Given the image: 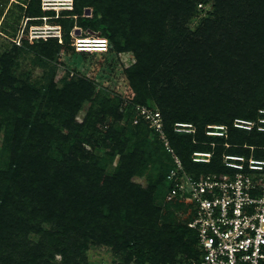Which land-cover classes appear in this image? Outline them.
<instances>
[{"label": "trees", "instance_id": "16d2710c", "mask_svg": "<svg viewBox=\"0 0 264 264\" xmlns=\"http://www.w3.org/2000/svg\"><path fill=\"white\" fill-rule=\"evenodd\" d=\"M196 2L198 0H74V8L56 19L66 30L67 58L91 59L100 69L115 53L134 52L136 63L123 70L134 100L141 103L148 94L157 100L171 147L182 159L185 169L199 177L202 173L224 172L223 153H253L264 157V130H259L258 126L245 130L233 125L236 119L258 122L264 117L260 112L264 110V91L261 90L264 84V0H216L215 17L218 12L230 11L226 36L217 33L222 28L220 20L210 24L211 18L204 20L207 29L197 30L194 37L185 36L188 30L185 23L194 15ZM91 7L95 9L94 17L83 16L86 8ZM254 10L259 14L253 15ZM26 12L31 17L29 21L48 13L42 10L41 0H31ZM75 24L93 29L104 26L103 34L112 43L109 52L78 53L69 43ZM172 30L184 36L183 45L176 52L168 49V35ZM56 37L41 38L32 46L45 57L53 56V51L60 47ZM19 50L21 47L14 45L12 53L0 57V114L4 117L0 128L4 123L7 148H11L7 161L0 165V264H13L11 260L19 258L17 250L28 255L21 261L24 264H46L44 254L49 250V236L41 222L58 219L71 228L73 223L95 220L96 211L103 212L106 208L109 210L106 218H116L111 229L119 232L122 227H128L132 229L131 237L137 236L136 233L138 240L149 237L152 247L149 251L154 259L146 264H177L197 256V233L187 222L159 224L161 208L156 205L154 195L157 185L163 184L166 197L172 155L158 132L146 121L134 123L137 105L128 104L126 116L119 109L123 101L118 97L107 98L100 107L90 106L84 122L78 123L76 115L90 102L93 84L82 79L78 86L70 84L63 89H52V97L46 95L45 99L53 103L55 110L65 111L63 126L68 134H64L41 115L35 103L40 98L38 91L25 84L17 85L11 64ZM82 65L80 70L84 72ZM218 68H227L225 79L245 82L256 96L230 117H202L196 107L200 99L213 90L216 79L211 77H215ZM185 83L189 90H196L194 95L180 92ZM246 108L248 111H244ZM124 117L129 120L128 126L118 124ZM110 118L114 121L107 125ZM177 122L193 124L195 131L178 132ZM215 124L228 126L227 137L207 135L208 125ZM91 130L106 132L105 147L109 149L104 157L84 148L82 134ZM148 131L157 142L146 139ZM197 150L213 151L211 162H193L192 154ZM159 154L162 168L158 178H151L146 188L132 181L134 174L142 173L151 162H157ZM117 155L116 170L108 175L104 170L105 161ZM66 215L74 219L68 220ZM33 228L43 235L38 242L26 239L28 230ZM125 245L132 249L137 246L128 239Z\"/></svg>", "mask_w": 264, "mask_h": 264}, {"label": "rangeland", "instance_id": "374dc122", "mask_svg": "<svg viewBox=\"0 0 264 264\" xmlns=\"http://www.w3.org/2000/svg\"><path fill=\"white\" fill-rule=\"evenodd\" d=\"M198 0L194 4L193 16L185 23L186 35L195 36L194 32L207 29V22L205 19L211 18L210 24L220 20L219 24L221 29L217 33H225L228 31V24L230 18V11L219 13L218 17H215V2L216 0ZM31 0H0V57L4 53H12L14 45L20 46L21 50L17 55L13 56L12 75L15 76L18 81L17 85H27L31 89L38 91L40 98L36 100L37 106L40 107L41 115L45 116L50 123L62 130L64 134H68V130L63 126L64 118L62 109L58 111L53 106L52 102L45 99L46 95L52 97L51 90L63 89L67 85L72 84L78 86L82 79H87L94 86L93 93L90 102L85 103L84 106L78 111L76 115V121L83 123L84 118L88 112L90 106L100 107L101 103L105 99L119 98L123 101L120 106V112L127 116V106H135L141 103H148L152 109H158L159 103L153 99V96L149 94L143 102L134 100L135 95L130 88L129 81L126 78L124 69L132 67L136 63V57L134 52L125 51L115 53L114 58L109 60V63L103 62L102 67H97L94 60L88 59L82 60L81 57L74 56L66 57L65 41V27L57 21V17L63 14L64 11H70L74 8V0H41L42 10L48 11L46 16L35 17L33 20L29 19L26 9L28 8ZM87 9H90L87 14ZM94 7L86 8L83 16L94 17ZM253 15H258L259 12L253 11ZM54 15V16H53ZM173 27V23L172 26ZM104 26L100 28L82 27L77 24L72 28L70 32L69 43L74 45L75 50L78 53H107L111 49V39H108L104 32ZM50 36H57V43L60 44L58 51H53V56H43L38 48L33 47L36 42L41 38L46 39ZM226 36V35H225ZM84 37L92 38H104L106 44L103 51L97 49H82L79 40ZM169 50L175 51L183 45L184 36L179 33L178 30H172L169 32ZM234 38V37H233ZM218 37L214 41H216ZM28 41V43H26ZM94 47V46H88ZM226 60L222 62L225 63ZM80 64L84 67V72L80 70ZM85 64V65H84ZM92 65L93 68H89ZM109 67H108V66ZM77 66V67H74ZM95 66V68H94ZM81 68V69H82ZM225 70L216 69L213 90L206 93L204 99H200V104L196 107L197 114L202 117H230L235 112H239L241 108H244L250 100H253L256 96L250 86L241 80L232 78H226ZM1 71V63H0ZM252 73L254 74L255 68L252 67ZM244 77V76H243ZM242 77V78H243ZM241 78V79H242ZM209 82V80H207ZM264 82V81H263ZM176 83H178L176 81ZM54 87V88H52ZM261 88V87H260ZM261 90L264 91V84ZM51 92V93H50ZM182 94L194 95L196 90H189L185 83L180 87ZM258 102V100H257ZM48 103V104H47ZM136 106V107H137ZM244 111H248L246 108ZM243 111V112H244ZM33 117V116H32ZM31 117V119H32ZM6 118V117H5ZM4 119L3 114H0V120ZM33 120V119H32ZM114 120L112 118L106 122L110 125ZM120 125L129 124L127 117L120 120ZM137 131L138 128H132ZM106 132L95 133L94 131L85 132L82 134V138L85 139L84 148L91 153L104 157L106 151L109 148L105 147ZM130 135V133H129ZM146 139L149 142H157L151 131L147 132ZM110 141V140H109ZM7 136L6 127L3 123L0 128V165L7 161V156L11 151V148H7ZM160 147V146H158ZM162 155L156 156L157 162H151L142 173L134 174L132 181L139 184L141 187L146 188L151 178L157 179L159 171L161 170L160 159ZM119 155L113 160L105 161V172L108 175H112L118 165ZM162 160V159H161ZM164 167L165 163L164 162ZM157 181V180H156ZM156 198V205L161 208V216L159 224L186 223L188 220V204L186 201L180 203L179 201H168L165 197V188L163 184L157 185V192L154 195ZM169 204V205H168ZM97 216L91 219V222L87 219L78 223H73L71 228L65 226L63 220H50L41 222L44 227V231L49 236L48 251L44 254V263L46 264H146L153 260V256L149 251L152 247L148 243L149 237L146 240H138L137 236H130L129 232L132 229L128 227H122L117 231L111 229L113 223L115 225L116 218H106L109 215V210L106 208L103 212L97 210ZM123 214V213H122ZM66 218L74 219L70 215H66ZM38 227V226H37ZM36 228L30 229L27 232L26 239L29 242H38L42 239L41 233L35 231ZM136 232V230H135ZM60 235V236H59ZM54 240H51V238ZM60 238L59 241L56 239ZM139 237V236H138ZM126 239L130 244L135 243L136 248H128L125 245ZM57 241V243H56ZM139 241V242H138ZM141 242V244H140ZM15 249H20L16 248ZM22 255L25 257L22 258ZM15 258L11 260L13 264H24L25 258L28 256L21 250H17ZM182 257V256H180ZM28 258V257H27ZM21 263H20V262Z\"/></svg>", "mask_w": 264, "mask_h": 264}, {"label": "built area", "instance_id": "2783aa9c", "mask_svg": "<svg viewBox=\"0 0 264 264\" xmlns=\"http://www.w3.org/2000/svg\"><path fill=\"white\" fill-rule=\"evenodd\" d=\"M141 120L158 132L172 155L166 199L187 202V224L197 233L198 255L177 264H264V157L253 153H223L224 172L202 173L196 177L185 169L182 159L171 147L161 112L138 105L134 123ZM233 125L245 130L255 126L264 130V117L258 122L236 119ZM175 129L195 131L193 124L183 122H177ZM227 130V125L215 124L208 125L206 133L227 137ZM213 154V151L197 150L192 160L210 163Z\"/></svg>", "mask_w": 264, "mask_h": 264}, {"label": "water", "instance_id": "95a60500", "mask_svg": "<svg viewBox=\"0 0 264 264\" xmlns=\"http://www.w3.org/2000/svg\"><path fill=\"white\" fill-rule=\"evenodd\" d=\"M89 12H90V9H87V14H89Z\"/></svg>", "mask_w": 264, "mask_h": 264}, {"label": "bare ground", "instance_id": "6f19581e", "mask_svg": "<svg viewBox=\"0 0 264 264\" xmlns=\"http://www.w3.org/2000/svg\"><path fill=\"white\" fill-rule=\"evenodd\" d=\"M86 41H89V40H86ZM97 45V44H96ZM98 46V45H97ZM97 50H99V49H97Z\"/></svg>", "mask_w": 264, "mask_h": 264}, {"label": "clouds", "instance_id": "9594fccd", "mask_svg": "<svg viewBox=\"0 0 264 264\" xmlns=\"http://www.w3.org/2000/svg\"><path fill=\"white\" fill-rule=\"evenodd\" d=\"M106 40V39H105ZM106 44V43H105Z\"/></svg>", "mask_w": 264, "mask_h": 264}]
</instances>
